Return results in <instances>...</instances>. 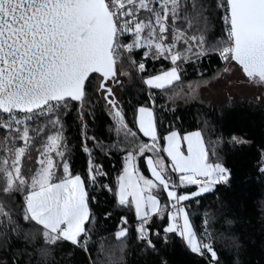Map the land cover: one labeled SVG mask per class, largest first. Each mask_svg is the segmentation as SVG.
Segmentation results:
<instances>
[{"label": "snow or ice", "instance_id": "snow-or-ice-1", "mask_svg": "<svg viewBox=\"0 0 264 264\" xmlns=\"http://www.w3.org/2000/svg\"><path fill=\"white\" fill-rule=\"evenodd\" d=\"M214 12L224 25L225 35L211 50L225 62L239 66L250 80L264 84V0H0V129L4 130L0 149L5 153L0 156V229L23 235L32 246L31 252H21L11 264H57L58 244L70 242L87 252L91 241L88 224L93 220L89 206L92 198L86 179L73 174L65 158L62 131L47 136L34 169L27 167L34 140L30 133L39 135L49 125L62 128V109L71 101L83 105L90 77L98 74V90L107 93L105 99L118 129L135 137L117 101L110 98L114 96L112 89L107 87V82L117 76L118 61L125 53L147 48L144 56L170 59L174 66L144 83L156 89L172 86L180 80L177 61L191 59L189 54H207L205 35ZM190 29L199 34L189 35ZM129 38L131 42H126ZM180 42L186 45L184 51L177 50ZM138 67L143 71L145 64L141 62ZM136 122L139 131L153 142L140 145L139 152L159 150L152 108L139 107ZM231 139L237 144L247 143L236 136ZM163 140L171 168H166L163 158L149 157L147 166L154 180L148 179L135 166L136 156L128 152L118 178L119 203L134 205L141 221L139 238L154 248L145 226L163 211L153 189L165 192L173 210L168 213L170 223L165 232L178 233L192 252L203 255L207 250L215 261L216 251L198 238L182 202L228 183L232 173L219 162L215 150L209 149L199 130L183 136L171 131ZM83 151L91 157L86 145ZM210 151L217 162H211ZM168 171L178 175V183L167 177ZM103 175L102 166L90 158L91 182ZM188 185H197L198 191L178 194V188ZM16 194L23 196L19 205L14 203ZM21 221L32 227L25 231ZM127 234V228H122L115 237L122 239Z\"/></svg>", "mask_w": 264, "mask_h": 264}, {"label": "trees", "instance_id": "trees-1", "mask_svg": "<svg viewBox=\"0 0 264 264\" xmlns=\"http://www.w3.org/2000/svg\"><path fill=\"white\" fill-rule=\"evenodd\" d=\"M208 26L204 44L207 54L199 57L189 54L191 59L177 61L180 80L172 86L156 89L145 85L144 77L174 65L170 59H156L151 54L141 58L143 49L138 48L129 56L124 54V59L118 61L117 74H123L126 79L122 82L118 79L115 83L116 76L107 82L113 85L107 87L112 89L114 96L110 98H114L122 109L129 129H137V109L151 106L161 144L163 137L173 130L181 134L199 130L209 149L217 153L219 162L230 169L232 175L228 183L217 184L212 191L183 202L198 238L213 246L218 259L212 260L207 250L203 251V255L192 252L178 233L165 232L169 219L163 192L159 194L163 204L162 213L152 216L145 226L155 247H149L146 240L139 238L141 221L136 216L134 206L121 205L116 194L125 155L132 149L133 143L123 140L128 134L126 130L118 129L113 110L105 99L107 93L97 91L100 77L93 74L87 84L83 105L71 101L67 108L62 109V128L49 125L39 135L35 131L30 133L34 140L32 161L27 167H38L35 163L38 150L46 143L47 136L62 131L66 145L65 158L73 174L79 173L86 179L92 198L89 206L93 220L88 224L91 229L88 251L70 242H62L55 247L57 264H264V171H261L264 167V103L244 96L223 102L176 103L172 98V94L186 83L209 80L226 64L218 53L211 50V46L225 35L224 25L217 13L214 12L209 18ZM192 34L199 33L190 29L189 35ZM126 42H131V38ZM185 47L182 42L177 44L179 51H184ZM131 60L136 62L135 66ZM141 62L145 64L143 71L138 67ZM37 123L43 124L45 121ZM32 127L36 128L37 124L34 123ZM3 134L4 130H1L0 137ZM233 136L247 143H234L231 139ZM17 143L19 145L20 142ZM85 145L91 149V157L83 151ZM2 155L4 152L0 149ZM90 158L94 164L101 165L105 173L97 176L94 184L88 177ZM142 158L138 157L137 163ZM54 159L59 161L60 158L54 156ZM210 160L217 162V156L212 155L211 151ZM165 166L170 169L167 162ZM167 177L176 181L171 171H168ZM196 191L197 185L179 188L180 194ZM22 200V194H16L14 203L19 205ZM124 220H127L126 224ZM21 223L25 231L32 227L31 224ZM122 227L127 228L128 234L125 238L117 239L115 233ZM25 250L31 252L32 246L24 240L23 235L16 236L7 228L0 229V261L11 264L12 259ZM23 259L27 260L28 257Z\"/></svg>", "mask_w": 264, "mask_h": 264}, {"label": "rangeland", "instance_id": "rangeland-1", "mask_svg": "<svg viewBox=\"0 0 264 264\" xmlns=\"http://www.w3.org/2000/svg\"><path fill=\"white\" fill-rule=\"evenodd\" d=\"M226 68L229 70L225 71ZM118 79L122 82L126 78L123 74L119 73L117 74L115 83ZM192 83L193 87L185 88L186 83L172 94V98L176 103H184L196 97L201 102H223L238 96L254 98L264 103V84L254 82L247 78L239 66H235L234 63L229 64L226 62L224 67L209 80H200ZM107 85L113 84L107 83ZM97 91L100 92L98 88Z\"/></svg>", "mask_w": 264, "mask_h": 264}, {"label": "crops", "instance_id": "crops-1", "mask_svg": "<svg viewBox=\"0 0 264 264\" xmlns=\"http://www.w3.org/2000/svg\"><path fill=\"white\" fill-rule=\"evenodd\" d=\"M171 67H173V66H171ZM171 67H169V68H167V69H165V70H163V71H166V70L170 69ZM163 71H161V72H163ZM161 72H158V73H156V74H154V75H157V74H159V73H161ZM154 75H151V76H154ZM148 77H150V76H148ZM148 77H144L143 81H145ZM194 83H195V82H194ZM145 85H146V84H145ZM146 86L149 87L148 85H146ZM187 87H189V88H190V87H193V83H192V82L187 83L185 88H187ZM194 101H195V102H201V101H199V100L197 99V97H196V98H193L192 100H189V101H187V102H194ZM182 102H183V101H182ZM204 102H206V101H204ZM207 102H209V101H207ZM211 102H212V101H211ZM140 107H141V106H140ZM145 107H150V108H152L151 106H145ZM138 109H139V108H138ZM138 109H137V115H138ZM152 110H153V108H152ZM153 113H154V110H153ZM137 115H136V117H137ZM154 117H155V115H154ZM136 125H137V129H136V130H133V132L136 133V136H135V137H132V136L128 135V136H127L126 138H124L123 140H124L125 142L130 143V144L133 143V145H132V149H131L130 151H128V152H132L133 155L136 156V160L134 161V164H135L136 167H138L139 172H140L141 174H143L146 178H148V179H153V180H154V177L152 176L151 172H150L149 169H148V166H147V159H148L149 157H152L154 160L157 159V158H163L165 165H166V162H167L169 168H171V161H170V158H168V157H167V153L163 151V148L166 147V142L164 141L162 144H160V145L158 144V149H159V150H152V151H148V150H146L143 154H141V153L139 152V147H140V145H142V144H149V145H151L153 142L151 141V139H150L149 137H145V136L143 135V133H141V132L139 131L137 122H136ZM173 131H176V130H173ZM193 131H197V130H193ZM193 131H188V132H185V133H182V134L180 133V134H181V136H183V135H185V134H187V133H190V132H193ZM157 134H158V131H157ZM167 135H168V134H166V136H167ZM158 137H159V136H158ZM182 148L186 150V142H183V141H182ZM128 152H127L126 155H125V159H126V157H127ZM140 156H143L142 160H140L142 163H141V162H140V163H137V158L140 157ZM124 167H125V161H124L123 169H122V171H121L120 176L123 174ZM120 176H119V177H120ZM174 176H175V179L177 180V179H178V175L174 173ZM118 188H119V180H118L117 191H118ZM161 192H162V191H161L160 189H153V194H158V198H159V199H160L159 194H160ZM163 194L165 195V196H164V197H165V203L168 205V199H167L166 193L163 192ZM118 198H119V197H118ZM129 199H130V198H129ZM160 200H161V199H160ZM133 206H134V205H133ZM161 207H163L162 202H161ZM134 209H135V207H134ZM135 212H136V211H135ZM168 213H169V211H167V214H168ZM169 223H170V220L168 221V224H169ZM168 224H167V226H168ZM167 226H166V227H167ZM122 228H124V227H122ZM122 228L118 229L117 232L120 231ZM183 240H184V239H183ZM184 241H185V240H184ZM185 243H186V241H185ZM186 244H187V243H186Z\"/></svg>", "mask_w": 264, "mask_h": 264}, {"label": "built area", "instance_id": "built-area-1", "mask_svg": "<svg viewBox=\"0 0 264 264\" xmlns=\"http://www.w3.org/2000/svg\"><path fill=\"white\" fill-rule=\"evenodd\" d=\"M146 51H148V49L147 48H143V50H142V54H141V58H146V56H144V52H146ZM127 56H129V54L128 53H125ZM131 62H132V64L135 66L136 65V62L135 63H133V61L131 60ZM1 130H3V129H0V131ZM176 182H178V179L176 180ZM177 191H178V194H180L179 193V188L177 189ZM182 204H183V202H182ZM183 206H184V204H183ZM167 211H173L172 209H171V202H169L168 201V207H167ZM139 235H140V233H139Z\"/></svg>", "mask_w": 264, "mask_h": 264}]
</instances>
